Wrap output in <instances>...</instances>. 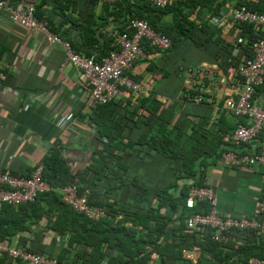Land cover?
I'll return each instance as SVG.
<instances>
[{
	"label": "crops",
	"instance_id": "0c3cea01",
	"mask_svg": "<svg viewBox=\"0 0 264 264\" xmlns=\"http://www.w3.org/2000/svg\"><path fill=\"white\" fill-rule=\"evenodd\" d=\"M216 1L224 4L221 13H230L241 3V0ZM254 3L261 7L262 12L259 13H264V0H255ZM20 5L23 8L34 7L36 16L46 21L52 32L69 41L76 53L97 58L109 51L118 34L132 33L128 21L137 15L159 25L174 22L173 13L168 10L152 12L154 6L150 0H119L114 4H100L95 0H22ZM216 7L215 2L204 7L188 6L186 12L189 20L200 26L212 22L209 15ZM218 24L221 29L217 24L211 27L214 31L220 29V34L213 32L211 36L210 30L206 34L201 33V46L185 41V46L178 49L179 54L148 47L147 58L134 63L128 73L141 85V93L137 96L127 94L106 108L86 111L84 103L89 85L76 67L64 64L62 46L46 43L41 34L11 23L6 12L0 13V73L5 75L0 85V172L8 169L12 174L28 176L53 149L60 151L64 166L72 174L81 172L101 152L106 155L103 148L107 139L98 132V128L104 126L110 129L103 130L106 134L116 133L120 137L123 151L112 155L124 157L120 163L126 165L130 179L134 178L137 185L149 189L173 185L172 166L160 161L161 155L154 150L157 145H152L157 140L153 135L158 129L163 127L161 133L165 129L171 135V145L165 149L169 156L173 152L172 143L178 141L180 156L189 157L199 146L206 150L205 138L210 139L211 136L202 137L203 129L217 123L221 113L227 119L221 120L220 129L228 130L234 125L236 128L239 122L223 106L224 99L233 96L240 87L241 79L236 70L247 55L242 47L234 45L240 30L235 26L227 29L221 27L220 22ZM210 38L212 43L205 42ZM222 46L232 47V52L230 49L226 54L221 50ZM189 70L214 72L219 81L217 84L204 83L207 86L204 89L202 86L192 89ZM198 94L201 102L195 103L192 99ZM253 102L264 107V82L257 88ZM214 109L218 110L217 118H213ZM230 135L225 136V142ZM209 141L207 143L211 144ZM263 145L264 132L260 133L257 141L243 146L241 151L253 154ZM207 150L212 151L210 148ZM212 157L205 160L202 174L205 185L217 195L220 214L248 217L264 212V168H226L219 164V160L212 163ZM201 158L195 162L196 179L203 161ZM192 184L194 182L190 179L182 178L171 193L176 195L182 186ZM98 189L104 192V187ZM165 213L170 217L165 231L166 240L169 243L173 240L181 242L186 231L178 229L180 211L167 206ZM126 225L130 227L131 223ZM30 229L33 232L20 234L24 245L26 242L29 249L42 251L46 256L61 255L63 240L55 233L44 230V224ZM261 236L264 239V235ZM189 241V244L194 243L192 238ZM245 243L242 238L231 237L220 252L221 259L198 245L183 250V257L188 264H245L243 254L237 253ZM73 257L74 252L65 261L72 264ZM2 264L12 263L5 261Z\"/></svg>",
	"mask_w": 264,
	"mask_h": 264
},
{
	"label": "trees",
	"instance_id": "16d2710c",
	"mask_svg": "<svg viewBox=\"0 0 264 264\" xmlns=\"http://www.w3.org/2000/svg\"><path fill=\"white\" fill-rule=\"evenodd\" d=\"M214 2L217 7L209 15V19L213 22H211L212 24H217L218 28H220L218 22L221 16V8L224 4L223 2L218 4L216 0H176L164 9L153 7L152 10L154 9V11L152 12L164 13L168 10L173 13L174 22L168 25H159L151 19H147V22L154 31L171 40V47L166 51L175 54L177 49L185 46V41L201 46L203 39V37L199 39V36H202L201 33L206 34L208 30L211 31V36L213 32L221 33V28L217 29L218 31H214L211 27H214V25L209 23V21L197 26L195 22L189 20V14L186 12L188 6L204 7ZM250 7L254 11L262 12L259 4L254 3ZM136 18L141 19L142 17L137 15ZM235 27L240 30L241 36L245 34L244 37L246 39L253 38L251 27L248 25L238 24ZM205 42L212 43V39L210 38L209 41ZM111 43L112 45L108 48L109 51L116 48L115 40H112ZM216 45L219 44L217 43ZM148 47L147 43H142L145 53H147ZM230 49L232 52V47H221V50L225 51V53H228ZM243 49L247 57H249L247 45ZM99 59L100 57L97 58V60ZM191 94L194 95V93ZM102 107L106 108L108 104L95 109L99 110ZM225 119L227 118L221 113L217 123L214 122L211 124L212 127L203 129L202 137L211 136L210 139L205 138L207 139L205 140L206 150L204 147L199 146V149L189 157L180 156L178 141L172 143L173 152L169 156V152L166 153L165 149L166 146L171 145V135L165 129L161 133L163 127L158 129L157 134L153 135L156 136L157 140L152 145H157L154 150L161 155L160 161L163 164L167 163L172 166L174 184H167L166 187L165 185L159 186L155 189L140 187L137 185L138 182L134 181V178L130 179L126 165L120 163L121 160H124V157L112 155L116 151H123L120 146L124 145L119 141L120 137L116 133L112 135L106 134L103 130L109 131L110 129L104 126L98 128V132L107 139L106 146L103 148L106 155L101 152L81 172L72 174L64 166L60 151L58 149L51 150L42 161L44 165L43 179L55 191L39 195L34 202L17 207L0 203V238L10 239L16 234L31 233L33 232L30 229L31 226L44 224V230L55 233L63 240L64 245L61 255L56 257L63 264H68L65 260L68 259L67 256L71 255L72 252H74L72 264H100L105 259L108 264H188L189 262L183 257V250L191 248L193 245L201 246L204 251H211L215 254V258L221 259L220 252L225 244L213 242L209 229H204L200 232H191L186 229V218L203 209L207 210V204H198L190 211L185 206L189 186H182L176 195H173L171 190L175 188L178 180L182 178L190 179L194 182L192 185L205 186L202 174V169L206 165L205 160L212 155V158H214L212 163L216 164L224 151L233 149L230 142H225V136L230 135V132L235 130V125L228 130L222 128L224 133H220L222 129L218 127L221 124V120ZM166 121L168 122L169 120ZM214 126L216 127L214 128ZM200 127L203 128L202 125ZM212 137L216 139H212ZM175 139H177V136ZM208 140H210L211 144L207 143ZM219 147L220 151L217 152ZM208 148L212 149V151L208 152ZM199 157H202L201 160L203 161L199 169V175H197L198 179H196L195 162ZM123 171L125 173H122ZM145 183L148 184L147 182ZM69 184H76L80 194L88 190L89 204L102 209L105 216L98 221H92L64 204L60 199L58 190ZM100 187H104L103 193L99 191L98 188ZM167 206L174 211H180L178 229L179 231L181 229L186 231L185 237L181 238V242L177 243V240H173L169 243L166 240L165 231L170 221V217L165 213ZM128 222L131 223L130 227L126 225ZM138 226L141 228L137 229ZM231 237L235 239L242 238L246 242L244 246H240L237 249V253H242L246 261L252 256L264 259L263 236L256 232L236 231L231 234ZM189 238H192L194 243L189 244L191 242ZM254 242H258L257 246L250 245ZM24 246L31 252L44 255L42 251L29 249L26 246V242ZM87 248H89V252ZM153 253L158 254V260L153 258ZM5 261L12 263L10 260L2 259L0 264Z\"/></svg>",
	"mask_w": 264,
	"mask_h": 264
},
{
	"label": "built area",
	"instance_id": "2783aa9c",
	"mask_svg": "<svg viewBox=\"0 0 264 264\" xmlns=\"http://www.w3.org/2000/svg\"><path fill=\"white\" fill-rule=\"evenodd\" d=\"M95 1L100 4H114L119 0ZM150 1L154 7L164 9L174 0ZM254 1L241 0V3L231 9L230 13L222 12L219 19L221 27L231 29L235 25L245 24L251 27L253 34L252 39H246L240 33L234 39V45L239 48L247 45L250 56L245 57L237 67V74L241 79L240 87L234 91L233 96L224 99V110L239 120L235 130L227 138L233 149L224 151L220 155L219 164L226 168L241 166L264 168V145L253 154L241 151L243 146L257 141L260 133L264 132V107L253 103L257 88L264 82V13L251 9L250 5ZM21 2L22 0H0V13L6 12L11 23L41 34L46 43L62 46L65 53L64 64L76 67L89 85L88 96L84 103L86 111L117 102L127 94L137 96L141 93V85L128 73L134 63L148 56L142 48L143 42L158 51H166L171 47V40L154 31L147 21L132 18L128 21L132 33L118 34L115 49L101 56L99 60L94 55H80L75 52L69 41L52 32L47 22L36 16L34 7L23 8ZM188 72L191 75L189 86L192 89H198V86L204 89L207 87L204 83L217 84L219 81L217 75L208 70ZM4 79L5 75L0 73V85ZM5 90L11 91L8 87H5ZM192 101L200 103L201 96L198 94ZM214 112L213 118H217L218 110L214 109ZM43 170L44 165L41 162L28 176L12 174L8 169L0 172V203L17 207L34 202L39 195L55 191L43 179ZM58 193L64 204L92 221H98L105 216L102 209L89 204L88 190L80 194L76 184L65 185L58 190ZM202 203L207 204V210L203 209L186 218L185 225L188 231L200 232L209 229L212 241L219 244H226L231 239V234L236 231H250L264 235V212L248 217L223 216L218 209L217 195L211 187L190 185L185 199L186 208L192 211ZM158 257L157 253H153L154 259ZM2 259L21 264H63L56 257L28 250L20 234L10 239L0 238V260ZM100 264H108V262L104 260ZM246 264H264V259L252 256L247 259Z\"/></svg>",
	"mask_w": 264,
	"mask_h": 264
},
{
	"label": "rangeland",
	"instance_id": "374dc122",
	"mask_svg": "<svg viewBox=\"0 0 264 264\" xmlns=\"http://www.w3.org/2000/svg\"><path fill=\"white\" fill-rule=\"evenodd\" d=\"M175 52L179 54V50H178V49H177ZM178 54H177V55H178ZM173 56H174V55H173ZM173 56H172V57H173ZM179 56H181V55H179Z\"/></svg>",
	"mask_w": 264,
	"mask_h": 264
}]
</instances>
